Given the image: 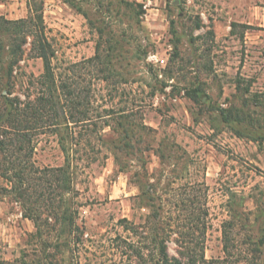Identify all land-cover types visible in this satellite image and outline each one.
I'll list each match as a JSON object with an SVG mask.
<instances>
[{
    "label": "rangeland",
    "instance_id": "374dc122",
    "mask_svg": "<svg viewBox=\"0 0 264 264\" xmlns=\"http://www.w3.org/2000/svg\"><path fill=\"white\" fill-rule=\"evenodd\" d=\"M30 13L29 0H0L8 19ZM44 18L56 73L90 97L93 117L111 114L101 125L127 128L72 126L80 144L69 141L66 196L78 227L64 237L67 246L48 243L63 241L57 231L36 235L13 184L0 176V264H142L138 250L155 264L157 213L178 256V231H189L193 211L183 210L184 197L201 207L196 236L207 262L199 264H264V122L223 116L255 97L264 104V0H45ZM101 40L104 51L118 47L117 83L99 80V67L87 63ZM44 71L28 43L11 96L34 99ZM35 133L32 163L66 166L59 134Z\"/></svg>",
    "mask_w": 264,
    "mask_h": 264
},
{
    "label": "trees",
    "instance_id": "16d2710c",
    "mask_svg": "<svg viewBox=\"0 0 264 264\" xmlns=\"http://www.w3.org/2000/svg\"><path fill=\"white\" fill-rule=\"evenodd\" d=\"M44 3L45 0H29L31 13L27 18L8 19L0 15V39L3 42L4 36L8 38L6 46L0 43V176L6 177L13 184L12 188L18 200L26 208L25 217L35 222L36 235L43 237L44 228H47L50 233L57 231L58 239H61L67 235L72 236L75 228L78 227L75 211L66 196L73 190V171L70 160V148L72 147L69 141L71 144H80L75 142L76 136L72 126L89 124L99 129L107 125L115 131L118 130L119 133L124 132L127 127L120 121L117 122L119 127L109 121L101 125L100 119L111 114H99L93 117L90 97L83 95L75 86L64 81L56 73L54 66L56 49L47 33ZM101 38H104L103 33H101ZM28 43L31 44V54L43 59L45 71L39 77L38 95L34 99L29 96L23 100L19 96L12 97L11 94L13 93L15 70L24 58L25 46ZM102 47L103 41L101 40L98 43L96 54L89 58L87 63L99 67V80L107 83L116 82L119 74L116 73L114 61L119 59L115 53L118 47L114 43L108 46L107 51H104ZM238 87L242 88V82H239ZM5 88L8 94L4 93ZM246 90L251 91L250 87H246ZM252 100L254 103L245 105V108L224 109L223 116L228 121L236 120L251 125H261L264 122V104L257 97ZM252 107L260 110V112L256 111L259 116L254 114ZM40 129H52L59 134V142L67 154L68 164L66 166L39 168L32 163L35 131ZM34 180L42 182L40 190L35 186ZM180 202L185 211L193 207V211L186 217L191 221L189 231H178L179 255L172 256L165 236V227L160 223L161 218L157 213L154 216L152 227L155 231L153 241L158 247V254L154 258L155 264L207 262L204 246L202 243H197L196 236L199 221L202 220L201 213L197 214V210H201V207L198 208L195 205V197L193 199L184 197ZM42 209L50 212L45 219L41 213ZM205 214L208 212L206 211ZM225 237L227 239L225 251L230 253L228 231ZM48 243L59 248L69 245L66 238L57 243ZM137 254L142 264H149L141 250H138ZM49 256L51 258L53 255ZM46 264H57V262L50 259Z\"/></svg>",
    "mask_w": 264,
    "mask_h": 264
}]
</instances>
